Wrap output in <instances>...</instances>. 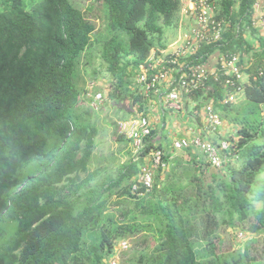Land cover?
<instances>
[{
	"label": "trees",
	"instance_id": "obj_1",
	"mask_svg": "<svg viewBox=\"0 0 264 264\" xmlns=\"http://www.w3.org/2000/svg\"><path fill=\"white\" fill-rule=\"evenodd\" d=\"M94 1L106 5L111 32L99 47L110 77L108 88L100 91L102 103L122 110L121 120L146 116L152 93L144 94L139 85L132 89L133 80L141 66L147 68L151 58L167 50L166 29L178 24L182 2ZM256 3L217 0L216 20L228 28L220 39L177 57L173 65L176 80L214 54L247 60L243 83L231 87L223 77L208 78L183 96L195 101L193 111L201 103L211 104L234 128L230 155L217 169L186 149L195 159L193 170L177 181L170 173L161 181L160 173L167 169H160L151 191L138 197L132 187L138 185L145 156L159 150L165 163L170 158L151 127L138 160L132 157L108 185L91 184L97 173L88 172V166L98 130L78 111L81 96L73 77L92 46L94 24L73 0H40L29 10L24 0H0V264H103L117 240L143 230L103 224L113 194L137 201L155 195L156 246L138 264H230L218 255L222 227L229 224L252 236L264 233V48L261 37L257 52L247 40L259 34L253 26ZM158 71L149 69L150 74ZM187 99L185 109L190 107ZM88 239L93 245L86 253ZM200 242L211 257L198 260L195 244ZM252 242L244 244L232 264H250Z\"/></svg>",
	"mask_w": 264,
	"mask_h": 264
},
{
	"label": "rangeland",
	"instance_id": "obj_2",
	"mask_svg": "<svg viewBox=\"0 0 264 264\" xmlns=\"http://www.w3.org/2000/svg\"><path fill=\"white\" fill-rule=\"evenodd\" d=\"M38 2H40V0H24L23 6L26 10H29L31 6ZM73 2L76 7L85 13L86 18L95 26V32L91 36L92 46L85 52V56L80 59L79 65L75 70L73 82L81 96V104L78 108L79 113H81V116L91 126H94L98 130L96 148L88 166V172L97 173V178L91 184L92 186L96 184L106 186L110 181L117 179L122 168L132 161V151L129 140L123 137L121 141H118L114 135L115 128L113 125L115 124L117 129H119L120 123L125 122V120L120 119L124 116L122 110L118 109L117 106L114 107L112 104L107 105L105 103H102L98 111L91 110L89 106V97L95 93H100L102 89H107L110 83V77L106 73L105 66L102 64L99 57L100 45L104 39L111 36V32L106 27L108 24L107 7L105 4H101L94 0H73ZM179 22L175 27L166 29L165 38L168 40V50L175 49V42L181 35L188 33L190 30L189 25L180 26ZM137 75L133 80L132 89H135V86L138 85L136 82ZM165 85L166 84L161 85L157 88V92L151 94L152 96L148 101L145 114L149 119L150 127L157 132L155 142L162 145L163 149L166 151L165 154L170 153V158L166 163L167 170L160 173L159 179L161 181L167 179L170 173V175H172L170 176L171 179L177 181L184 177L185 174H183V172L193 170L191 164L195 159L186 151L174 152L171 149L173 138H178L180 135H183L184 132H189V129H191V133L194 136L207 138L215 144L218 143L217 140L220 138L206 134L204 131L205 124L202 120L203 108L211 104L201 103L198 110L193 111L195 101L183 97L182 111L179 113L168 112L161 104L165 97L163 93V90L166 88ZM142 91L144 90L142 89ZM186 99L190 102L188 103L191 108H184ZM158 101H160V104L157 103ZM149 109H153V111ZM155 109L160 111L161 114L167 111L164 113L163 122V116L158 118L156 115L158 112H154ZM126 111H128V109H126ZM225 125L228 124L225 123ZM194 128H196V130H194ZM118 135L120 134L118 133ZM234 136H228L226 138L229 142H232L231 138ZM192 155H195L196 158L202 161L204 160L203 155L197 151H193ZM23 172H25V169H23ZM157 174L158 172L154 174L155 180L158 176ZM157 214L158 210L156 208L155 195L153 192L143 201H137L130 197H119L113 194L105 205L102 220L103 224L115 227L132 226V230L142 227L143 230L136 233L134 237L117 240L113 255L106 258L103 264H138L137 261L141 255L146 254V256H151L152 250L156 246L155 239L157 237V227L154 219L158 216ZM241 233L242 235H240ZM219 238L220 241L217 243L218 255L225 256L230 264L233 263L231 261L232 258H237L238 252H243L244 244L252 238V245L248 248V256L252 259L250 264H264V233L252 236L246 234L239 227L233 228L227 224L221 228ZM122 241L127 243L128 249L122 250L120 248L119 245ZM86 243L84 250L87 253L89 248L93 245V241L92 239H88ZM195 252L198 260L211 257L207 254L203 242L195 244Z\"/></svg>",
	"mask_w": 264,
	"mask_h": 264
},
{
	"label": "built area",
	"instance_id": "obj_3",
	"mask_svg": "<svg viewBox=\"0 0 264 264\" xmlns=\"http://www.w3.org/2000/svg\"><path fill=\"white\" fill-rule=\"evenodd\" d=\"M217 0H181V14L190 16L193 19V27L191 30L179 37L175 42L176 48L165 50L161 56L151 58L147 68L140 67L136 82L144 90V94L155 93L157 88L163 84L165 95L162 106L174 113H179L183 109V96L191 91L198 89L199 85L208 78L223 77L224 84L234 87L235 83H243L246 76L243 70L249 66L247 60L241 62L239 55L221 56L214 54L207 62L201 66H197L188 73H182L178 79H174L173 65L175 59L179 56L194 53L201 45L208 44L215 39H220L222 33L228 28V25L222 21L216 20ZM253 26L261 31V41L264 48V6L258 7L257 3L254 7ZM170 55L173 57L169 60L165 58ZM156 63H155V62ZM155 63V64H154ZM164 65H170V69H165ZM157 74H150L149 69H158ZM172 86L170 90L168 88ZM236 91H239L237 88ZM166 93V94H165ZM90 98L89 106L91 110L98 111L102 103L101 93H95ZM235 96H230L229 100L233 101ZM202 118L205 124L204 131L212 136H220L224 122L219 114L214 111L211 105L203 108ZM151 129L147 116L139 115L135 119H130L120 123L118 133L129 140L133 160L139 159V154L144 149L145 139L150 135ZM174 152L193 149L201 153L204 160L213 168H221L224 160L230 155L232 150L231 142L220 140L219 143H213L207 138L201 136L183 137L174 139L171 143ZM144 165L140 168L137 175L138 185H133L132 191L138 197L149 193L153 186L154 174L160 169H166V163L163 161V153L159 150H152L144 158ZM242 235V234H240ZM122 250L128 249L127 243H120ZM116 264V263H110Z\"/></svg>",
	"mask_w": 264,
	"mask_h": 264
},
{
	"label": "crops",
	"instance_id": "obj_4",
	"mask_svg": "<svg viewBox=\"0 0 264 264\" xmlns=\"http://www.w3.org/2000/svg\"><path fill=\"white\" fill-rule=\"evenodd\" d=\"M257 5H258V7L264 6V0H257ZM179 21H180L179 22L180 23L179 24L180 26L181 25H189V29L190 30H191V28L193 27V24H194L193 19L190 16H183L181 13H180ZM258 32H259L258 36H249L248 39H247L248 42H249V44L253 47V52H257L258 49H259L258 37H261V31H260V29L258 30ZM157 103L160 104V101H158ZM149 110L153 111V109H149ZM155 111L158 112L156 114L158 116V118H161L162 116L164 117V115H165L164 113L167 112L168 110L167 111H164V113H162V114H161L160 111H157L156 109L154 110V112ZM168 112H170V111H168ZM171 113H174V112H171ZM202 120H203V118H202ZM158 123H159V121H158ZM194 130H196V128H194ZM234 135H235L234 128L232 126L225 125V123H224L223 128H222V130L220 132V136H219L220 139H218L217 141L219 143V141L222 140V138L225 139L228 136H234ZM191 136H194V135L191 133V129H189V132H184L183 135H180L178 138H173V139H179V138L191 137Z\"/></svg>",
	"mask_w": 264,
	"mask_h": 264
},
{
	"label": "clouds",
	"instance_id": "obj_5",
	"mask_svg": "<svg viewBox=\"0 0 264 264\" xmlns=\"http://www.w3.org/2000/svg\"><path fill=\"white\" fill-rule=\"evenodd\" d=\"M90 99V98H89ZM99 110V109H98Z\"/></svg>",
	"mask_w": 264,
	"mask_h": 264
}]
</instances>
